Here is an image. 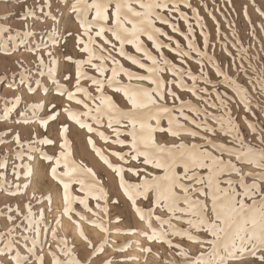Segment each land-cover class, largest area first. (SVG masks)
Returning a JSON list of instances; mask_svg holds the SVG:
<instances>
[{
  "label": "snow or ice",
  "instance_id": "6c2138e0",
  "mask_svg": "<svg viewBox=\"0 0 264 264\" xmlns=\"http://www.w3.org/2000/svg\"><path fill=\"white\" fill-rule=\"evenodd\" d=\"M228 2L230 3L231 0ZM204 7L207 9V5ZM182 8L190 10L191 15ZM70 9L82 29L81 34L76 37L78 50L86 54L80 59H73L70 55L65 56V60L74 65L73 87L69 89L66 85L61 86L58 81H55V68L59 61L55 59L53 52L46 53L51 67L45 64L43 57L37 59L41 69L40 75H44L46 69L47 74L53 78L56 84L55 94L64 97L70 103L75 102L77 105H82L83 108V110H76L70 106L63 108L67 114V121L59 125L62 142L50 172L52 178L62 185L63 215L70 216L75 213L79 220L95 225L105 234V238L98 245H93L85 235L83 228H80L79 235L88 241V247L92 249L91 257L99 259L100 254L105 251V246L110 244L112 235L110 224L113 221L110 219L109 204L118 206L119 201L110 199L107 189L92 168L73 158V141L70 139L69 121L74 122L79 129L87 131V143L100 160L118 176L119 188L130 201L131 209L148 228V231H145L130 227L122 234L139 235L149 241L162 242L170 249H179L177 254L184 258L183 264H229L231 260H239L246 256L256 257L260 264H264V190L261 188V183L264 182V148L245 142L244 135L230 108L233 97L227 92H221L218 85H225L231 89L238 97L239 103L244 106L245 112L251 113L253 117L256 116L254 108L259 109L261 115H264V106L260 103L254 104L248 89L232 78L222 62L217 61L215 54L209 52L210 32L207 30V25L198 7L194 6L191 0H74ZM39 11L44 13V16H51L50 12H44L43 6L39 7ZM257 11L264 16V11L259 8ZM207 14L215 22L216 34L219 36L220 25L213 15V10L207 9ZM247 14L245 8V15ZM90 15L91 18H89ZM29 18L44 19L43 16L36 17L33 9L26 8L23 19ZM52 18L55 19L54 16ZM181 20L186 25V31H182L179 27L178 21ZM158 24L166 25L173 33L182 36L186 41V47ZM25 27L27 28L28 25ZM196 28L200 30L203 38L202 48L196 42ZM7 30L9 29L0 26V31ZM25 34L31 33L26 32ZM52 35L55 38L51 39V46H55L63 39L56 29L52 30ZM98 38L102 43L98 41ZM145 38L151 42V48L145 43ZM128 45L134 49V53L126 50ZM49 46V44L38 43L27 50L36 52L41 47L48 48ZM211 47L215 49L214 44H211ZM222 48L227 52L226 45H222ZM165 49L174 53L179 63L170 60L165 55ZM12 51L13 49H10L7 44L0 46V52L5 55ZM113 52L129 61L131 65L143 70L144 74L125 67L117 55H113ZM227 54L231 56L230 52ZM193 59L199 65L198 73L187 64L188 60ZM207 65L215 70L217 80L214 81L209 77V73L205 71ZM86 66L94 69L96 74H89ZM241 70L245 72V75L247 74L242 65ZM252 70L256 72L254 67ZM165 72L170 73L172 79L165 81L162 78ZM107 73L110 75H106ZM121 75L126 77V83L120 80ZM64 79L70 81L71 74L65 75ZM85 80L90 81L94 86L95 94L88 87L83 86L81 82ZM188 80L191 84L186 82ZM253 80L255 81L252 85L253 89L255 90L258 85L259 91L264 94V74L249 77V82ZM133 81H146L150 86L134 84ZM198 82H202L205 86L198 87ZM173 85L181 91L190 92L208 107L218 109L220 115L209 112L207 108L198 106L191 100L181 99L173 90ZM208 86H211V92ZM10 87L15 88V85H10ZM106 87L122 93L130 104V108L121 109L112 97L106 94ZM29 91L34 90L30 88ZM44 91L46 92L47 89ZM213 94L215 99H209ZM166 97L171 98V106ZM19 102V96L5 99L0 120H7L11 110L9 105ZM28 107L32 111V116H25L21 113L24 117L23 123H33L38 120L45 132L49 120L55 121L59 115L53 113L46 118L38 117L36 110L44 107L40 102H32ZM50 107L54 109L56 105L53 103ZM105 120L107 121L106 127L111 130V135L100 130L105 127ZM163 120L167 121L166 129L161 126ZM181 120L187 121L193 127H188ZM153 121H155L154 124ZM245 121L251 131L256 133L257 123L248 120L247 116H245ZM8 131L10 130L0 133V145L9 142L3 138L8 135ZM164 131L176 138H180L183 134L192 138L199 137L204 143H185L182 140L174 144L157 143L154 134ZM260 131L264 132V128ZM217 133L230 137V140L222 143L215 142L210 137H214ZM92 134L105 143L111 142L121 147H128V151L110 153L119 159L121 162L119 165L113 164L109 155L96 146ZM124 136L131 139L126 141L122 138ZM11 139L15 141L18 149L25 147L19 132L15 133ZM258 139L264 142V135L258 136ZM54 143L48 136L38 139L33 133L32 139L27 142V147L30 152H40L42 159L52 160V156L36 148L35 145H53ZM225 154L235 157L241 165H252L260 171L242 173L237 163L223 158ZM16 155L20 157L22 154L17 152ZM129 161L141 162L154 169H161L162 174L156 175L147 172L145 168L127 166ZM61 166L63 171H58ZM181 167L183 172H177L176 169ZM201 169H206V173L201 174ZM126 173L139 177V182L132 183L126 180ZM233 173L238 176V179H222L231 177ZM248 177H251V183L246 182ZM73 185H78L77 190L84 195H73ZM16 188L18 191L20 186L17 185ZM177 189L180 191L177 192ZM17 191L11 194L16 195ZM196 194L203 199L194 198ZM150 195L152 197L150 207L138 205V200L147 201ZM89 199L95 201V211L89 206ZM209 199L210 208L206 203ZM47 200L51 203V196H48ZM246 201H251V203ZM77 203L91 212L94 218L88 220L86 216L75 212L73 205ZM158 208L166 211L167 216L157 215ZM27 209L25 219L31 220L33 214L30 203ZM8 211L10 213L12 208L9 207ZM100 213H103V216ZM8 219L11 220L12 217L9 215ZM154 219L158 226L153 225ZM121 221L122 217L117 215L115 223ZM174 221H181L188 227H178ZM55 222L59 225L61 221L57 218ZM51 231L53 239L58 240L60 253L66 257L61 260L57 253L50 249L53 264H82L73 252L74 246L70 247L68 240L64 237H58L55 228ZM117 232L121 234L119 230ZM194 233H206L211 238L201 239ZM176 236L200 244L201 247L204 245L210 247L207 252H200L199 255L192 257L180 244L173 243L171 237ZM133 243L139 244V241H128L115 251L124 252ZM141 251L149 253L151 248H142ZM36 259L39 264H43L42 256ZM128 259L138 258L128 257ZM14 260L15 264H26V258L19 254L15 255ZM0 264H4L3 259H0ZM83 264H89V262L85 261ZM100 264H122V262L109 259L101 261ZM164 264H175V262L165 260Z\"/></svg>",
  "mask_w": 264,
  "mask_h": 264
},
{
  "label": "rangeland",
  "instance_id": "374dc122",
  "mask_svg": "<svg viewBox=\"0 0 264 264\" xmlns=\"http://www.w3.org/2000/svg\"><path fill=\"white\" fill-rule=\"evenodd\" d=\"M191 2L194 6L198 7V11L207 25V30L210 32V42L215 45V49H213L210 44L209 52L215 54L217 61L222 62L225 70L228 71L232 78L248 89L254 104L260 103L261 106H264V94L259 91V86L257 85L254 90L252 85L255 81L249 82V77L264 74V16H261L257 11V8L264 11V0H231L230 3L228 0H191ZM72 3H74V0H0V26L9 29L7 31H0V46L7 44L10 49H13L7 55L0 52V115H2L5 99L16 96L20 97L19 103L9 105L11 110L8 119L0 120V133L10 130L8 131V135L3 137L9 142L0 145V165H2L0 166V185H2L0 187V259L4 260V264H15L14 257L19 254L21 257L26 258V264H39L36 257L42 256L43 264H53L50 249L52 252H56L61 260L66 259L59 251L58 240L52 237L51 230L55 228L58 237H64L68 240L70 247L74 246L73 252L82 261V264L85 261H88L89 264H100L101 261L109 259L120 261L122 264H164L165 260L174 261L175 264H183L184 258L177 254L179 249H170L162 242L149 241L147 238L139 235L122 234L130 227L145 231H148V228L131 209L130 201L126 198L123 190L119 188L118 176L100 160L87 143V131L79 129L74 122L70 121L73 158L92 168L97 178L107 189L110 199L119 201L118 206L109 204L110 219L113 221L110 224L112 235L110 236V244L105 246V251L100 254L99 259L91 257L92 249L88 247V241L84 240L79 235V232L80 228H83L85 235L93 245H98L105 238V234L95 225L79 220V217L75 213L70 214V216L63 215L62 185L59 181L52 178L50 169L55 164L54 158L58 155L60 151L59 145L62 142L59 134V125L67 121V114L63 111V108L68 106L76 110H83V108L82 105H77L75 102L70 103L64 97L55 94L56 84L53 78L47 74L46 69L44 70L45 74L40 75L41 69L39 68L37 58L43 57L45 64L51 67L46 53L48 51L53 52L55 59L59 61L58 66L55 68V81H58L61 86L66 85L69 89L73 87L75 82L74 65L66 61L65 56L70 55L73 59H80L86 54H82L78 50L76 37L81 34L82 29L75 18V14L71 12L70 6ZM204 5H207V9L213 10L216 21H219V36L216 34L215 22L207 14V9ZM41 6L44 7V12H50L51 16H44V13L39 11V7ZM217 6H219V10H217ZM26 8L33 9L36 17L43 16L44 19H23ZM245 8L247 9V15H245ZM182 10L188 11L189 15H191L190 10L183 8ZM109 15L111 14L109 13ZM89 18H91V15ZM191 22L195 24L194 21ZM109 23H111V20H109ZM178 24L182 31L187 30L182 20L178 21ZM26 25H28L27 28L25 27ZM158 26L162 27L175 40H178L182 46L186 47V41L182 36L178 33H173L166 25L158 24ZM53 29L58 30L63 37L55 46H51V39L55 38L52 35ZM26 32L31 34L26 35ZM68 33H71V35H68ZM195 35L197 44L202 48L203 38L198 28L195 30ZM108 36L111 39L110 34ZM99 42L102 43V41ZM38 43L49 44L50 46L48 48L41 47L36 52L27 50L30 47H35ZM145 43L151 48V42L147 41L146 38ZM222 45L227 46V52H230L231 56L223 51ZM126 50L134 53V49L130 45L126 46ZM153 52L156 54L154 49ZM164 52L174 63H179L174 53L167 49ZM113 55L117 54L113 52ZM193 56H195L194 53ZM117 58L121 60V63L125 67L144 74L143 70L131 65L129 61L124 60L118 55ZM187 64L194 72L198 73L199 65L194 59L188 60ZM241 65L247 71L246 75L241 70ZM253 67L256 69L255 73L252 70ZM86 70L89 74H96L95 70L90 66H86ZM205 71L209 73V77L214 81L218 79L215 76V70L210 65L206 66ZM68 74L72 76L70 81L64 79L65 75ZM106 75H110V73ZM162 78L167 81L172 79V76L170 73L165 72L162 74ZM120 80L124 83L127 82L126 77L123 75H121ZM186 82L191 84L190 80ZM81 83L95 94V88L91 85L90 81L85 80ZM133 83L145 87L150 86L146 81H133ZM10 85H15V88L10 87ZM204 86L202 82H198V87ZM172 87L181 99L191 100L194 104L207 108L209 112L220 115L218 109L208 107L202 101L192 96L190 92L181 91L174 85ZM30 88L34 91H29ZM208 88L209 92H211V86H208ZM44 89H47V91L45 92ZM218 89L221 92H227L229 96L233 97V100L230 102V108L244 135L245 142L255 147L264 148V142L258 139V136L264 135V132L260 131L261 128H264V115H261L259 109L254 108L253 111L256 113V116L253 117L251 113L245 112L244 106L239 103L238 97L235 96L231 89L225 85H218ZM105 92L112 97L113 101L121 109L127 110L130 108V104L122 93L113 91L107 87L105 88ZM209 99L214 100V94ZM166 100L169 106H171V98L166 97ZM32 102H40L44 105L43 108L36 110V114L40 118H46L53 113L59 114L55 121L49 120L46 132L38 120L33 123H23L24 117L21 116V113H24L25 116H32V111L28 107ZM53 103L56 105L54 109L50 107V104ZM188 115L192 114L188 113ZM245 116H247L248 120L257 123L256 133H253L248 127ZM181 122L185 123L188 127H193L187 121L181 120ZM152 123L154 124L155 121ZM209 123L213 122L209 121ZM106 124L107 121L105 120V127L100 130L111 135V130L106 127ZM161 126L166 129L167 121H161ZM213 126L215 125L213 124ZM17 132L20 133L21 141L25 143V147L22 149H18L15 141L11 139ZM33 133L38 139L48 136L49 139L55 142L53 145H35L36 148L42 149L45 153L52 156V160L42 159L40 152L29 151L27 142L32 139ZM154 135L157 143L174 144L179 143L181 140L185 143H204L199 137L192 138L186 134H183L180 138L170 136L167 131L157 132ZM122 138L126 141L131 139L128 136ZM210 138L214 139L217 143L230 140V137H224L222 133H217L214 137ZM92 139L95 141L97 147L103 150L106 155H109V159L113 164L119 165L121 162L117 157L112 156L111 152L129 150L127 146L121 147L111 142L105 143L95 134H92ZM209 151H212V149H209ZM17 152H20L22 155L18 157L16 155ZM35 153L38 155V164L34 168L32 160ZM223 158L231 159L234 163H237L242 173H256L260 171L255 166L239 164L235 157H229L227 154ZM127 166L145 168L147 172L156 175L162 174L161 169H154L151 166L143 165L141 162L129 161ZM58 171H63V167L61 166ZM176 171L183 172V168H177ZM206 171V169L200 170L201 174L206 173ZM141 175H144V173H141ZM125 178L132 183L139 182V177L131 173H126ZM227 178L236 180L238 176L233 173L231 177H223L222 179ZM185 182L192 183L190 181ZM246 182L251 183V177H248ZM17 185L20 186L18 191ZM78 187V185H73V195L83 196L84 193L79 192L77 190ZM261 188L264 190V182L261 183ZM13 191H17V194L12 195ZM179 191L177 189V192ZM48 196H51V203L47 200ZM194 198L203 199V197H199V194H196ZM151 200L152 197L150 195L147 201L140 199L137 203L142 207H150ZM246 202L251 203V201ZM29 203L32 206L33 214L31 220L25 219ZM206 203H208L210 208V199L206 200ZM94 205L95 201L89 199V206L93 208V211H95ZM9 207L12 208L10 213L8 211ZM73 207L75 212L86 216L88 220L94 218L92 213L85 210L79 203L74 204ZM16 209L19 211L17 212ZM156 214L167 216V212L159 208L156 210ZM9 215L12 217L11 220L8 219ZM100 215L103 216V213H100ZM117 215L122 217L120 223H115ZM57 218L61 221L59 225L55 222ZM152 223L154 226H158L155 219ZM174 223L181 228L188 227L181 221H174ZM10 229L12 231H9ZM117 230L121 234H118ZM194 234L199 235L201 239L211 238L206 233ZM171 239L174 244H180L186 249L192 257L199 255L200 252H207L210 247L209 245L201 247L200 244L193 243L179 236L171 237ZM128 241H139V244H131L124 252L115 251L116 248H119ZM142 248H151V252L145 253L141 251ZM128 257H136L138 259L129 260ZM229 264H260V261L256 257L246 256L239 260H231Z\"/></svg>",
  "mask_w": 264,
  "mask_h": 264
},
{
  "label": "bare ground",
  "instance_id": "6f19581e",
  "mask_svg": "<svg viewBox=\"0 0 264 264\" xmlns=\"http://www.w3.org/2000/svg\"><path fill=\"white\" fill-rule=\"evenodd\" d=\"M32 164H33L34 168L38 164V155L36 153H35V156L33 157Z\"/></svg>",
  "mask_w": 264,
  "mask_h": 264
}]
</instances>
